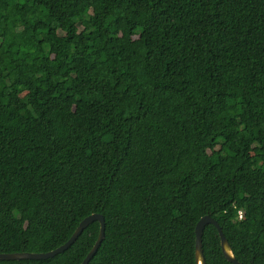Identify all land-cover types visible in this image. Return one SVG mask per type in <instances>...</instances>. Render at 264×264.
Wrapping results in <instances>:
<instances>
[{"label": "trees", "instance_id": "1", "mask_svg": "<svg viewBox=\"0 0 264 264\" xmlns=\"http://www.w3.org/2000/svg\"><path fill=\"white\" fill-rule=\"evenodd\" d=\"M93 213L89 264H197L207 214L264 264V0H0V253ZM99 232L0 264H81ZM203 251L234 264L213 223Z\"/></svg>", "mask_w": 264, "mask_h": 264}, {"label": "water", "instance_id": "2", "mask_svg": "<svg viewBox=\"0 0 264 264\" xmlns=\"http://www.w3.org/2000/svg\"><path fill=\"white\" fill-rule=\"evenodd\" d=\"M98 220L100 221V232L99 236L93 246V248L90 250L88 255L85 257L83 262L81 264H89L93 256L98 251L99 247L101 246L105 236H106V220L105 217L100 213H93L87 217H85L72 236L61 246L47 251V252H29V251H22V252H3L0 253V260H20V259H46L49 257H53L56 254L68 249V247L79 237V235L82 233V231L93 221ZM213 223L218 227L219 234L221 237V246L222 251L225 255V257L233 262L234 264H243L241 263L238 258L236 257L232 246L227 239L226 235L224 234L219 222L212 217L211 215H204L200 218V220L196 224V262L197 264H207L206 258L203 251V234L204 229L207 224Z\"/></svg>", "mask_w": 264, "mask_h": 264}, {"label": "built area", "instance_id": "3", "mask_svg": "<svg viewBox=\"0 0 264 264\" xmlns=\"http://www.w3.org/2000/svg\"><path fill=\"white\" fill-rule=\"evenodd\" d=\"M239 216L243 217V211L242 210L239 211Z\"/></svg>", "mask_w": 264, "mask_h": 264}]
</instances>
